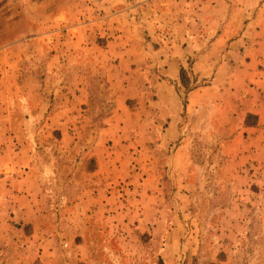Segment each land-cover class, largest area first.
<instances>
[{
  "label": "crops",
  "instance_id": "1",
  "mask_svg": "<svg viewBox=\"0 0 264 264\" xmlns=\"http://www.w3.org/2000/svg\"><path fill=\"white\" fill-rule=\"evenodd\" d=\"M121 1L69 0L59 8L51 21L65 32L43 35L44 45L53 41V49L44 51L48 65L37 78L14 82L18 64L0 63V217L3 221L6 213L10 227L31 225L36 230L43 218L66 219L73 238L58 246L62 232L53 228L48 236L53 242L47 245L45 237L31 234L28 241L33 240L44 264L95 263L88 251L96 245L84 240L90 237L88 221L110 220L109 229H103L106 236L116 237L114 244L123 251L131 249L134 230L128 219L148 216L147 207L143 197H123L116 186L123 181L155 183L157 155L178 138L183 110L212 106L208 112L215 115L217 131L229 134L222 120L237 117L252 145L260 137L264 141V0L254 7L253 0H216L213 17L198 14L196 35H190L195 19L188 13L181 29L173 17L161 27L153 14L142 18L145 26L135 17L134 4L121 7ZM221 8L225 14L217 17ZM69 9L75 12L68 14ZM239 11L247 15L238 17ZM142 26L150 27L148 33ZM181 67L198 79L208 78L186 93L184 103L177 93ZM248 114L255 124H245ZM54 135L61 145L44 146ZM43 150L50 151L51 160ZM63 154L73 158L61 162ZM79 154L83 160L77 161ZM140 155H149L148 162L133 164ZM62 183L73 194L69 205L46 207L48 186ZM75 237L81 240L75 242ZM110 247L106 243L102 249Z\"/></svg>",
  "mask_w": 264,
  "mask_h": 264
},
{
  "label": "rangeland",
  "instance_id": "2",
  "mask_svg": "<svg viewBox=\"0 0 264 264\" xmlns=\"http://www.w3.org/2000/svg\"><path fill=\"white\" fill-rule=\"evenodd\" d=\"M68 1L0 0V63L18 64L19 74L14 82L21 84L29 75L37 78L36 74L42 73L48 65L45 63L44 51L53 49V41L44 45L41 39L44 34L65 32V28L57 29L51 18L59 12V8L67 6ZM215 1L122 0L119 4L133 3L135 17L145 26L148 22L142 18H149L153 14L163 23L161 27H165L167 19L173 17L181 29L182 20L188 17V13L190 19H195L193 26L187 24L190 26V35H196L198 14L213 17ZM261 1L253 0L250 5L258 6ZM203 2L206 7L201 9ZM251 10L248 12L253 16L255 10ZM74 12L75 9L67 10L68 14ZM218 12L221 13L216 14L217 17L224 16L225 9ZM241 15L245 17L247 12L239 11L238 17ZM143 29L148 33L150 27ZM210 34H213V30ZM193 59L191 55L189 64ZM203 80L207 82L208 78L198 79L187 68L186 84L190 90L203 84ZM187 92L180 83L177 93L182 102H185ZM209 110L204 106L191 112L183 110L178 125V138L172 141L167 150L157 155L159 164L154 174L158 182L155 180V183L152 181L150 184L135 186L123 181L116 186L123 197L129 193L139 200L143 197L142 203L147 207L145 214L148 216L139 214L128 219L134 230L129 240L131 249L123 251L114 244L116 237L106 236V230L103 229H109L110 220L103 224L92 221L85 223L90 237L84 240L96 245L88 251L89 257L95 260L93 264H165V261L168 264H264L263 138L260 137L252 145L251 137L248 132L242 131L237 117L230 122L225 121V117L222 120L231 129L229 134L225 130L217 131L213 120L215 115ZM215 111L214 114L217 113ZM100 114L97 118L104 113ZM252 120L249 118L248 122ZM232 126L237 127L236 130ZM46 140L44 146L57 149L61 145L55 135ZM176 149H180L178 154H175ZM49 155L50 151L46 152L45 159L51 160ZM77 156V161L83 160L81 154ZM140 157L133 164L148 162L149 155ZM169 157L170 167L165 164L169 163ZM71 158L72 154H63L59 161L69 162ZM90 164L88 161L87 166ZM48 188L46 207L59 209L69 205L73 194L68 185L53 184ZM3 217V221L0 217V264H44L37 256L32 237V243L28 241L31 234L45 237L49 245L53 242L48 237L50 231L55 232L53 228H56L62 232L57 236L58 246L65 241H73L66 219L43 218L42 226L39 225L36 230L31 225L10 227L7 223L11 221L8 215L5 213ZM124 220L127 223V219ZM79 223L83 224L81 221ZM120 223L122 226V219ZM41 232L45 234L39 235ZM74 240L79 242L81 237H75ZM106 243L111 246L110 250L102 249ZM162 248L166 251L164 255L161 254L164 251ZM73 256L71 254L69 257Z\"/></svg>",
  "mask_w": 264,
  "mask_h": 264
},
{
  "label": "trees",
  "instance_id": "3",
  "mask_svg": "<svg viewBox=\"0 0 264 264\" xmlns=\"http://www.w3.org/2000/svg\"><path fill=\"white\" fill-rule=\"evenodd\" d=\"M180 81H181V84L183 85V87H185V89L187 91H189L190 89L187 87V84H186V69L184 67H181L180 69ZM184 103V102H183ZM249 118H254L252 120V122H248V119ZM256 123V118L253 117L252 115L248 114L247 117H246V120H245V124H255Z\"/></svg>",
  "mask_w": 264,
  "mask_h": 264
}]
</instances>
